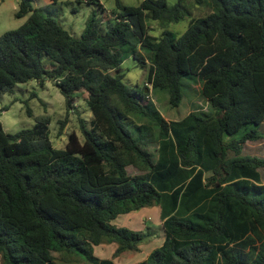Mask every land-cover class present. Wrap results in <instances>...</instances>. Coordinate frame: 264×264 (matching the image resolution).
I'll list each match as a JSON object with an SVG mask.
<instances>
[{"label":"trees","instance_id":"trees-1","mask_svg":"<svg viewBox=\"0 0 264 264\" xmlns=\"http://www.w3.org/2000/svg\"><path fill=\"white\" fill-rule=\"evenodd\" d=\"M188 1L116 0L113 17L93 16L78 38L21 0L18 16L31 15L0 37V89L53 78L71 108L85 96L94 118L66 148L52 145L47 122L8 133L0 121V264H63L55 251L119 264L147 233L113 221L154 206L165 242L133 264H264V158L244 154L246 142L264 140V0H192L213 12L181 37L143 33L144 21L186 19ZM131 55L150 65L154 91L124 82ZM190 74L210 112L168 120L151 92L168 90L179 106ZM108 243L115 256H98Z\"/></svg>","mask_w":264,"mask_h":264},{"label":"rangeland","instance_id":"rangeland-1","mask_svg":"<svg viewBox=\"0 0 264 264\" xmlns=\"http://www.w3.org/2000/svg\"><path fill=\"white\" fill-rule=\"evenodd\" d=\"M97 2L99 0H96ZM104 5L90 3L89 0H59L57 3L49 5L46 0H33V5L46 16L54 17L64 28L81 38L88 28L91 18L97 16L104 22L113 17V10L117 6L116 0H101ZM124 4L138 8L144 0H122ZM170 6H175L179 0H167ZM21 0H0V37L8 31L20 28L30 17L31 13L24 17H19ZM190 12L187 18L178 23H173L167 28L162 27L156 20L144 21L143 33L148 32L160 36L166 30L175 32L177 37H181L188 29L189 22L194 17H205L213 12L211 6L199 5L189 0ZM141 46V45H140ZM139 46V47H140ZM46 62L49 60L46 58ZM125 71L124 82L130 86L138 88L141 93L146 92L149 83L150 65H143L131 55L125 60L123 65ZM202 80L198 75H186L182 79L183 100L179 106L171 103L170 92L163 89H155L150 99L156 103L159 111L173 120L182 119L191 112H210L211 105L203 93ZM150 85V84H149ZM94 114L88 100L83 95H78L74 107L68 103L67 97L58 85V81L48 78L44 84L38 80H31L25 83H18L9 89H0V121L8 133H17L23 129L35 127L38 123L47 122L50 129L49 139L56 148H66L71 133L77 132L82 141L84 133L82 131V119L89 124L92 123ZM264 130V126L262 128ZM241 136V133L237 137ZM246 153L264 158V140L249 141ZM245 153V154H246ZM248 153V154H249ZM135 173V169H130ZM264 181V168L262 169ZM126 221V216L119 217L114 224L122 227ZM152 225V224H150ZM146 239L143 249L139 252H129L119 255L115 260L123 264L147 258L148 254L158 248L164 238L162 225H154L151 230L146 231ZM142 247V246H141ZM116 243H108L104 246H96V254L102 258H113L117 251ZM58 261L63 264H90L86 259L76 256L68 258L64 253L54 252ZM130 256H133L130 258Z\"/></svg>","mask_w":264,"mask_h":264},{"label":"crops","instance_id":"crops-1","mask_svg":"<svg viewBox=\"0 0 264 264\" xmlns=\"http://www.w3.org/2000/svg\"><path fill=\"white\" fill-rule=\"evenodd\" d=\"M46 3L51 5L53 3V0H46ZM207 102L209 103V101H207ZM166 118L168 120H173V119H171L169 117H166ZM175 120H178V119H175ZM248 142H246L245 145H244V154L246 153L245 151H246V148H247V144H249ZM248 153H246V154H248ZM121 216H126V221L124 222V225L122 227H129V228H131L133 230H137V231L146 232L148 230V228L151 230L153 224L154 225H159V226L162 225L164 238H163L162 243L159 245V247L164 244L165 238H166V233H165V228H164V221L162 219V209H161V207H159V206L146 207V208H143V209H141L139 211H134V212L128 213V214H122L119 217H121ZM116 220H114V221H116ZM150 224H152V225H150ZM143 243H142V247H141L142 249H143ZM104 245H106V244H102V245H99V246H104ZM95 252H96V246H95ZM151 252L148 254L147 258L149 257ZM131 257H133V256H130V258ZM147 258H144L142 260H139V261H136V262H133V263H137V262L143 261V260H145ZM118 263L119 264H123V263H121L119 261H118ZM133 263H131V264H133Z\"/></svg>","mask_w":264,"mask_h":264},{"label":"clouds","instance_id":"clouds-1","mask_svg":"<svg viewBox=\"0 0 264 264\" xmlns=\"http://www.w3.org/2000/svg\"><path fill=\"white\" fill-rule=\"evenodd\" d=\"M101 1V0H100ZM102 3V1H101ZM103 4V3H102ZM104 5V4H103ZM150 84V85H149ZM148 87L150 88L151 91H154L153 90V83H147ZM147 91H149V89H147ZM154 92H151V95L153 94Z\"/></svg>","mask_w":264,"mask_h":264}]
</instances>
